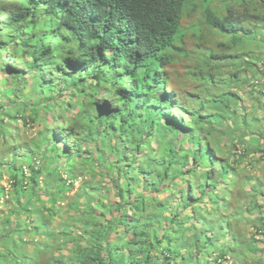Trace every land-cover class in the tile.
I'll return each instance as SVG.
<instances>
[{"label":"clouds","instance_id":"9594fccd","mask_svg":"<svg viewBox=\"0 0 264 264\" xmlns=\"http://www.w3.org/2000/svg\"><path fill=\"white\" fill-rule=\"evenodd\" d=\"M0 264H264V0H0Z\"/></svg>","mask_w":264,"mask_h":264}]
</instances>
